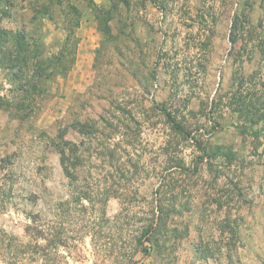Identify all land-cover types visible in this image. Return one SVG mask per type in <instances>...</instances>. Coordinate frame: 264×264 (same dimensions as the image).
Returning a JSON list of instances; mask_svg holds the SVG:
<instances>
[{"label": "rangeland", "instance_id": "obj_1", "mask_svg": "<svg viewBox=\"0 0 264 264\" xmlns=\"http://www.w3.org/2000/svg\"><path fill=\"white\" fill-rule=\"evenodd\" d=\"M235 18L253 32L242 70L258 71L261 54L250 51L264 47V0H0V25L23 30L52 60L29 116L0 117V234L27 242L32 217L61 228L72 238L48 264H264V181L248 180L251 137L229 110H210L239 77L228 56ZM0 86L11 87L2 68ZM109 114L126 116L135 139L114 132L105 141L113 157L100 163L92 152L87 163L93 173L80 187L94 200L106 177L118 197L107 200V217L122 221L105 224L95 242L96 200L74 198L47 132L84 154L94 140L77 123H112ZM157 222L148 240H135ZM202 241L208 258L197 253Z\"/></svg>", "mask_w": 264, "mask_h": 264}, {"label": "trees", "instance_id": "obj_2", "mask_svg": "<svg viewBox=\"0 0 264 264\" xmlns=\"http://www.w3.org/2000/svg\"><path fill=\"white\" fill-rule=\"evenodd\" d=\"M230 31L228 56L240 62L239 77L236 80L235 89L229 88L224 94H219L211 100L210 110L211 113L215 112L216 109H220V107L229 110L236 115L235 128L238 132L251 137V152L256 155L257 160L255 159V161L249 163L252 165L253 171L248 180L261 186L264 181V129L260 130L258 124L264 119V47H258L257 45L252 47L250 53L258 49L261 54L258 71L253 70L250 73H245L242 70L243 55L247 56V48L251 46L248 40L249 38L252 39L253 32L247 30L238 18L234 19ZM50 62L52 65V60L44 57L41 47L27 40L23 30L12 32L0 25V68L6 70L11 77V87L7 89L6 93H0V117L3 121H13L15 118L24 120L29 116L32 111L30 101L43 92L41 80L49 72ZM227 83H230V79ZM0 91H3L1 86ZM128 117L130 120L132 119L131 116L128 115ZM107 119L106 116L101 117L102 125L96 122L77 123L78 132L81 135L92 137L94 140L86 147L84 154H81L78 144L62 141L60 132H47L49 143L57 148L63 173L72 183L74 198L78 202L95 203L94 200H96L97 211L93 212L94 221L89 232L92 239L97 240L95 242H99L101 235L104 234L105 224L110 221L114 224H122V221L117 215L112 217L113 220L107 217L105 209L107 200L110 196L116 197L110 192L116 194L117 191L115 189L110 191L111 186H109L106 177H104V183L100 181L102 187L100 186L94 200L91 199L87 189L80 187V184L89 181L93 173L87 163L92 157V152L98 154L97 158H99L100 163H105L109 157H113V149L105 145V141L114 132L121 133L120 136L128 142L135 139V134L129 131L130 127L125 122L126 116L119 122L110 114L109 119L112 120V123H109ZM124 127L126 131L123 132L121 129ZM104 129L108 131L106 132ZM54 139H58V141ZM93 143L99 145L102 149H98L97 146L93 148ZM123 190L127 191L126 188ZM119 197L124 198L125 193L121 191ZM156 206L159 212H164L161 204ZM37 220L38 217H32L31 223L25 226V233L30 238L25 243L17 237L0 234V258L5 260L7 264H19V257L21 256H24L28 263L40 260L39 264H48V260L51 258L50 254L53 252L57 254L59 248L66 247L67 240L72 238V236L68 237L61 231V228L55 226L47 228V230L44 229L37 224ZM157 225L158 222L151 223L150 228L141 230L135 240L138 242L148 240L146 235L154 230ZM39 240L43 241L42 245L38 242ZM196 250L199 256L203 258H208L212 254L209 244L203 241ZM146 252L147 248L144 247L143 254H147ZM37 257L39 259L35 261ZM230 258H233L232 254ZM236 261L238 262L237 257Z\"/></svg>", "mask_w": 264, "mask_h": 264}]
</instances>
